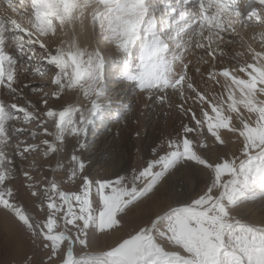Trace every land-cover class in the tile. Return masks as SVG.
I'll list each match as a JSON object with an SVG mask.
<instances>
[{"label":"snow or ice","instance_id":"snow-or-ice-1","mask_svg":"<svg viewBox=\"0 0 264 264\" xmlns=\"http://www.w3.org/2000/svg\"><path fill=\"white\" fill-rule=\"evenodd\" d=\"M253 27L264 29V0H0V208L47 256L24 264H264V208L258 221L233 214L256 191L264 203V33L260 50L248 46V61L218 64L222 46L232 42L226 34ZM109 58L135 65L117 83H131L186 120L166 151L130 180L96 179L82 154L70 156L61 181L46 178L41 186L24 172L46 217L36 222L12 187L16 158L59 155L68 137L79 145L106 110ZM24 65L40 76L52 73L53 91L28 85L38 100L24 97L16 75ZM66 89L82 90L87 106L58 110ZM222 133L240 141V154L212 160L200 150L209 137L224 145ZM181 166H199L203 186L175 193L177 206L106 250H91L97 233L115 235L125 209L168 185ZM65 180L74 190L63 188Z\"/></svg>","mask_w":264,"mask_h":264},{"label":"bare ground","instance_id":"bare-ground-1","mask_svg":"<svg viewBox=\"0 0 264 264\" xmlns=\"http://www.w3.org/2000/svg\"><path fill=\"white\" fill-rule=\"evenodd\" d=\"M262 33H264V29L254 27L241 29L238 35L226 34V41L231 40L232 42H226L222 46L223 51L225 52V56L218 60V64L235 65L237 63H243L245 61H248L250 59L247 54L248 46L251 45L252 48L260 50V36ZM254 36L256 37L255 39H253ZM195 59L196 57H193L194 63ZM111 63L113 68L117 67L118 64L120 65L119 61L115 63L111 61ZM129 69L130 68L126 67L125 70L128 71ZM122 77L123 76H121V78ZM20 79L18 80L22 81V79ZM196 83L200 84L201 87H204L203 83L199 80L198 77L196 78ZM27 86L28 84L23 82V96L30 92ZM109 86H111L112 88H107V96L109 99L104 102L106 110L100 117L106 116L111 110V106H113L115 111L118 112L117 116L121 115V118L126 116V125L122 126L116 132V137L122 139V141L125 143L126 149L119 151L120 153L118 154L116 159L113 160L116 166L113 170L109 169V167H106V165L100 166V168L105 167L106 173L111 172L116 175H121L125 173V171L128 169L129 164H137L140 161L142 162V159H145V156L147 161L154 158V156L149 155V151H144L145 147H149L151 149L150 151L155 152L154 155L163 154L167 148V141L173 136H175L176 132L180 128L181 120H186V118L181 117L175 107L170 108L167 106V104H163V106H161L162 108H158V110H156L153 114L149 111V109H151V107L154 108L156 104L161 105V103L158 100H155L154 98L148 99L144 92L139 91L129 82L125 81L124 84H110ZM208 87H211V85H209ZM36 100H38L37 95L32 101ZM173 100L175 101V97H173ZM17 104L20 105L19 103ZM72 106H87V101H85L83 98L82 90L66 89L65 93L61 94V99L57 102V109L63 110L66 107ZM100 117L99 120H102V118ZM15 127L25 126L20 125ZM222 135L224 136L227 148L224 150V152H228V155H230L229 158L231 159L234 155H239V149L241 148L240 141L231 136V134L222 133ZM82 140L83 139L81 137L79 145H77L72 137H68L65 152L67 154H82L85 163L89 162L88 158L93 155L94 159L90 162V165L86 164L89 172L93 173V168L95 166H98L100 163V159L104 158V156H106V154L108 153V140L105 142L102 141L99 146H97L96 148H92V150L82 148ZM207 143V149L211 154H221V151L223 149H219L218 147L215 148V144L212 138L209 137ZM62 150L63 149H61V152ZM7 151L9 153V156H11L13 148L9 147ZM58 156L59 155H56V157H54L57 158ZM217 156L220 155H212L211 159L215 160ZM19 162L20 161H18L16 158V167L18 166ZM204 177L205 175L201 173L199 168H187L182 169L180 172H178L176 176H173V178L175 179L173 180V182L174 184L188 183L187 189L192 190L194 186L196 187L199 185V179H203ZM159 189L161 190L162 188H158V190ZM164 189H166L165 191L167 192V194H161V191L157 190L155 191L156 195L151 201L146 200L145 202L139 204L136 208H134V211H130L128 213L129 222L137 221L139 218H141V220L142 218L146 219L148 216H154L156 214L163 213L169 207L177 206L178 201L174 198L176 197L174 195V188L164 186ZM19 198L21 199V201H25V204H29L30 198L25 197L23 195V192L20 194ZM150 202H152L151 205H148ZM148 206H151V210L147 211L145 210V207L149 208ZM147 213H149V215ZM259 218L260 215L254 210V208L251 211H247L243 215V219H246L248 221H258ZM12 221H15V219L10 213L6 212V210H0V264H3L8 258L10 259L12 256H19L24 250L23 245L26 241L24 240L21 228L20 226H18V224V227H16L15 223H12ZM119 233L120 231L116 232L115 235H112L110 245H114L116 243V241L119 239ZM20 256L22 257V255Z\"/></svg>","mask_w":264,"mask_h":264},{"label":"rangeland","instance_id":"rangeland-1","mask_svg":"<svg viewBox=\"0 0 264 264\" xmlns=\"http://www.w3.org/2000/svg\"><path fill=\"white\" fill-rule=\"evenodd\" d=\"M111 61H112V59L109 58L107 64L111 63ZM35 63L38 64L39 62H35ZM43 70L45 72L48 71L47 69H43ZM24 73H25V75H24ZM23 75H24V77H23ZM20 77L24 83H26L28 85L30 84V86L35 87L38 85H49L47 88H45V91L48 93H51L53 91L54 86L50 85V81L53 78L52 73H48L47 75L40 76L36 72L35 68L24 65V66H18L17 67V79H20ZM106 81H107L106 82L107 86L111 87V86H109L110 81H108V80H106ZM65 91L62 94H64ZM35 96H36V94L32 93L31 91L24 95V97L28 98L29 100L35 99ZM16 103L23 105L24 100H17ZM50 103H51V101H50ZM159 105L160 104H156L155 107L154 108L151 107V109H149V111L154 114V112L156 110H158V108H162L161 106H163V104H161L160 106ZM41 107H43V105H41ZM110 108H112L115 111L113 106H111ZM105 117H106V119L104 120ZM100 118H102V120H99V118H98L95 121V123H93L91 126H89L86 136L82 137V139H83L82 140V148H86L89 150H92V148H96L97 146H99V144L102 141L105 142L108 140V146H107V152L108 153L106 154V156H104V158L100 159L99 165L95 166L93 168L94 171H93V173H91V175L93 177H95L96 179H115L117 176H125L130 180L131 174L133 171L138 173L140 170H142L146 166V164L148 162L146 160V156H145V159H142V162L140 161L137 164H135V163L129 164L128 169L125 171V173H123L121 175H116V174L111 173V172L106 173V168L105 167L100 168V166L106 165V167H109V169L113 170L116 167L113 160L116 159V157L120 153L119 151L126 149L125 143L122 141V139L121 138L119 139L116 137L117 130L120 129L122 126L126 125L125 124L126 116L120 119V121H119L120 124L118 122V125H117V123L116 124L113 123V120L111 119L110 113H108L106 116H103ZM97 121H99V122L103 121V122L99 123ZM20 125L21 124L19 122H13V126H20ZM21 126H24V125H21ZM29 127L33 131L36 130L35 126H29ZM21 139H27V138L21 137ZM29 142L30 143H32V142L39 143V140H36V141L29 140ZM214 144H215V148L218 147L219 149H223L221 151V154H216V153L211 154L208 151V149H201L200 151L202 153L206 154L210 159H211L212 155H220V156H217V158H224L227 155V157L229 158L230 155H228V152H224V150L227 149L226 144L221 145V144L216 143V142H214ZM150 150L151 149L149 147L144 148L145 152L149 151V155L154 156L155 152L150 151ZM65 151H66V149H63L62 152L60 153L61 155L59 154V156L57 158H55L56 155H50V157H44L42 153H35V152L27 154V159L20 160L19 158H17V160L20 162H19L18 166L16 167V169H17L16 170V179L13 181L12 187L14 189L16 197L19 199V201L24 206H26L30 215L34 218V220L36 222H42L46 217L44 215V211H41L40 208L37 206L39 203L37 198L32 197L30 192L27 190L26 178L24 176V172H29L30 174L35 176V178L38 181H41V186H43V183L47 182L46 178L50 179V178L54 177L57 181L63 180L65 177V173H64V171H62V169L66 168L68 166L70 156L72 155L71 153L67 154ZM225 153H226V155H225ZM236 156H238V155H236ZM93 159H94V156L92 155L91 157L88 158L89 162H86V164L90 165V162ZM37 168H39L38 172L36 171ZM49 168L51 169V171H48ZM187 168L188 169H193V168L197 169V168H199V166H192V167L181 166V167H178V170H175L174 176H176L178 174V172H180L182 169H187ZM173 180H175V179L172 178L171 181L169 182V185H166L165 187L169 186L170 188H174V190H175L174 193H180V195L182 197L183 193L185 191H192L197 187H202L203 183L207 180V177L205 175V177L203 179H199V185L196 187L194 186L192 190L187 189L188 183L187 184H184V183L174 184ZM62 186L65 190H74V185L68 184L66 180L64 181ZM165 190L166 189H164V187H163L161 190L159 189L158 191H161V194H163V193L167 194V192ZM22 192H23V195L25 197L30 198L29 199L30 205L25 204V201H23V200L21 201V199L19 198V196ZM155 195H156V193L150 194L149 198H145L141 201L134 202L133 204H130L125 209L126 215L124 216V220L122 222L123 226L119 230L120 231V233L118 234L119 239L122 237L126 238L128 235L133 234L136 230H138L139 227L148 223L149 218L152 217V215L148 216L149 213H147L148 215H146V216H148V217L146 219L142 218V220H141V218H139L137 221H132V222H129L128 213L130 211H134L135 210L134 208H136L139 204L145 202L146 200L151 201ZM252 196H253V199H251L248 203H246L245 205L242 206L243 208L237 210V212H235L233 214L237 215L238 218L243 219V215L247 211H251L254 208V210L256 212H258L259 215H261L260 212L262 210V207L264 208V203L262 204V201L260 200L261 193L259 191H256L254 194H252ZM174 198L177 200L176 197H174ZM152 202H150L148 205H151ZM257 205H259V206H257ZM148 207L149 208L145 207V210H147V211L151 210V206H148ZM0 210H4V209L0 208ZM45 210H46V206H45ZM244 220H246V219H244ZM12 223H15L16 227L20 226L22 234L24 236V240L26 242H24V245H23L24 250L20 254V255H22V257L20 255L15 256V257L12 256L10 259L8 258L6 261L4 260L5 262L3 264H24L25 259L29 256L33 257L37 261L40 260L41 258H43L44 260H47L46 254L41 252V250L35 244H33L32 239H31L29 233L25 230V228L23 226H21L16 220L12 221ZM17 224H18V226H17ZM111 239H112V235H103V234L97 233L91 239V250L94 252L106 250L107 248L112 246V245H110ZM81 251L82 250L77 245L75 248V254L77 255V257L81 254ZM23 252H24V254H23Z\"/></svg>","mask_w":264,"mask_h":264}]
</instances>
